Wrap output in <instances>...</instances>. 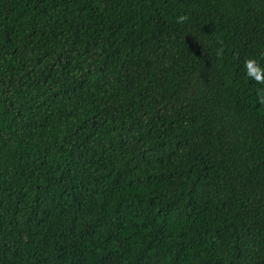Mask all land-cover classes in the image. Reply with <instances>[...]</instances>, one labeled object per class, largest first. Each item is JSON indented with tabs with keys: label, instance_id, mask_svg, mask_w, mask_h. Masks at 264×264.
Here are the masks:
<instances>
[{
	"label": "trees",
	"instance_id": "obj_1",
	"mask_svg": "<svg viewBox=\"0 0 264 264\" xmlns=\"http://www.w3.org/2000/svg\"><path fill=\"white\" fill-rule=\"evenodd\" d=\"M0 264H264V0H0Z\"/></svg>",
	"mask_w": 264,
	"mask_h": 264
}]
</instances>
